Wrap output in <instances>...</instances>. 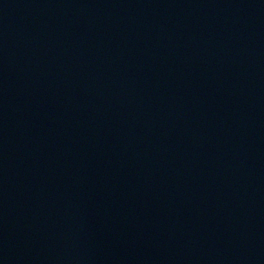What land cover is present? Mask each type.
<instances>
[{
  "label": "water",
  "instance_id": "water-1",
  "mask_svg": "<svg viewBox=\"0 0 264 264\" xmlns=\"http://www.w3.org/2000/svg\"><path fill=\"white\" fill-rule=\"evenodd\" d=\"M0 264H264V0H0Z\"/></svg>",
  "mask_w": 264,
  "mask_h": 264
}]
</instances>
